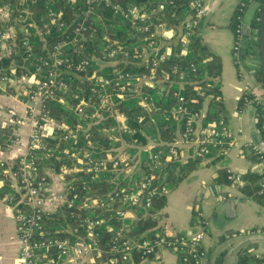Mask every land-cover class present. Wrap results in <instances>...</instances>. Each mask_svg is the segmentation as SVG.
<instances>
[{"label": "trees", "instance_id": "1", "mask_svg": "<svg viewBox=\"0 0 264 264\" xmlns=\"http://www.w3.org/2000/svg\"><path fill=\"white\" fill-rule=\"evenodd\" d=\"M115 1L123 9L142 8L148 15L149 32H136L131 22L123 15L116 14L111 8L102 5L87 21L88 31L76 36L74 21L82 18L81 15L86 9L84 0L1 1L0 6L8 3L11 8L10 21L2 26L13 28L17 39L15 45L9 46L8 52H5L0 44V72L8 76L10 82H15L34 73L39 57L46 55L56 41L70 36L71 40L75 39L76 43L83 45L82 50L76 53L73 52L75 46L69 45L65 48V54L77 61L91 60V66L86 71L67 75L71 92L64 103L54 101L47 104L52 110V117L64 122L68 128L66 133L70 132L74 137L65 139V131L57 130L48 138L46 155L49 154V157L43 159L41 167L43 170L52 169L64 180H77L75 184L73 183V189L82 194L88 190L93 200L107 203L108 197L115 191L136 189L137 183L146 175H150L148 172L150 155H159L163 166L154 177L157 194L153 199L152 209L146 212L139 208L136 218L132 222L127 221L130 225L129 242L134 243L143 239L167 236L159 232L154 213L166 205V196L170 190L176 188L201 165L211 164L209 160L216 156L214 153L212 157L204 159L195 157L181 161L180 149L174 147L177 153L171 156L170 161H165L173 147V140L184 129L183 121L179 120L175 113L178 101L173 96L174 92L178 91L184 96L189 114L202 113L200 125L203 129L216 128L218 121L225 117L220 86L223 65L221 59L206 47L196 30L190 36L187 49L182 48L181 29L185 32L184 22L192 13L190 0ZM23 9L28 12H23ZM50 10L63 17L66 23L63 29L58 30L49 24ZM263 10L264 0H261L260 10L252 23L253 36L251 38L245 36L247 53L242 54L243 59L250 49L255 48L260 54L259 39ZM32 23L36 26H32ZM161 24L174 31L173 44L162 45V35L156 34V29ZM150 33L156 34L152 40L153 47H160L158 53L150 46L152 41ZM25 37L29 38L32 47L30 53H27L22 45ZM114 41L127 56L120 55L112 61L105 57L104 48ZM167 51L169 52L166 59L160 61V56ZM155 62L157 79L143 80V77L150 75L152 64ZM121 71L131 75L135 89V92L124 100L119 99L113 86L104 87L98 80L92 79L95 72L99 78H111L114 73ZM181 74H184V77H181ZM255 77L264 85L261 55ZM6 93H10V90ZM248 98L252 99L253 96L248 95ZM143 100H146L147 107L142 106ZM80 104L86 106L88 117L78 115L77 107ZM245 104L242 99L239 108H243ZM256 108V129L258 139L263 144L258 145L261 153L251 152V159L263 165V172L260 175L251 172L245 174L239 190L249 199L264 205V194L261 193L264 191V110L260 104H257ZM94 114L96 116L92 117ZM81 124L82 128L78 126ZM7 138L0 135V146L7 142ZM152 143L156 145L147 149ZM86 151L91 152L96 160H107V166L98 172L95 181L91 179L92 174H86L79 169L83 167L79 161L86 160ZM121 156L125 157L124 160L115 166L114 161L121 159ZM222 157L224 156L219 155L214 160H220ZM229 174L225 169H220L216 178L221 184H229L232 183ZM162 188L166 191H162ZM8 190L6 187H0V197ZM115 203L118 205L119 202ZM116 205L99 209V217L104 222L97 230L99 233L97 261L105 264H143L151 257L134 251L131 259L122 260L112 249L115 238L112 231L121 227V221L117 219L115 213ZM184 264L193 262L190 260ZM237 264H264V257L242 252Z\"/></svg>", "mask_w": 264, "mask_h": 264}, {"label": "built area", "instance_id": "2", "mask_svg": "<svg viewBox=\"0 0 264 264\" xmlns=\"http://www.w3.org/2000/svg\"><path fill=\"white\" fill-rule=\"evenodd\" d=\"M72 1L75 2V0ZM84 3L86 9L81 15L82 18L74 21L76 36L88 31L87 21L102 5L111 8L116 14L123 15L131 22L136 32H149L148 15L142 8L123 9L115 0H84ZM190 5L192 13L184 22L185 32L181 29V45L184 50L187 49L190 36L194 34L205 14L204 0H190ZM246 9V3L242 1L237 6L234 15L232 52L240 78L245 76L242 54L246 52L247 47L244 35ZM23 10V12H28L26 9ZM10 13L11 8L8 3L0 6V44L7 50L9 46L15 45L17 39L13 28L2 26L10 21ZM48 19L49 24L58 30L66 25L63 17L54 10L49 11ZM31 25L36 26L34 23ZM159 27H166V25L161 24ZM155 36V33H150L149 37L152 40ZM153 44L152 40L150 46L158 53L160 47H153ZM22 45L27 53H30L32 47L29 38L25 37ZM69 45L75 46L74 53L83 48L82 44L76 43L75 39L71 40L70 36L58 40L53 43L46 55L39 57L35 72L20 79L23 82L22 92L26 99L25 117L18 118L15 113H12L10 122L8 120L3 122L4 128L11 127L12 130L8 132L7 143L0 146V187L9 189L3 195V199L14 211L20 241L15 264H105L97 261L99 256L97 230L104 222L99 217V209L116 205L115 202H119L115 213L117 219L121 221V227L112 231L115 236L112 249L121 256L122 260L131 258L134 251H140L146 257H153L159 249L167 248L177 253L178 264L180 262L189 263L190 260L193 264H204L207 252L202 246L204 235L201 232L190 236H159L143 239L141 242H129L130 225L127 221L132 222L136 218L139 208L146 212L152 209L153 199L157 194L154 177L163 166L159 155H150L148 164L150 175H146L138 182L136 189L115 191L108 197L107 203H98L93 200L88 190L82 194L73 189V183L75 184L77 180L67 181L52 169H42L41 162L49 157V154L46 155L47 139L52 137L57 130L65 131V139L74 137L70 132L66 133L68 128L64 122L52 117V110L47 104L54 101L64 103L71 92V84L67 75L86 71L92 63L88 59L77 61L69 58L65 54V48ZM104 51L105 57L112 61L120 55L127 56L126 53L123 54L115 41L108 43ZM167 54L168 52L163 53L160 61H164ZM152 67L150 75L143 77V80L157 79V63H153ZM162 73L168 77L165 72ZM181 77H184V74H181ZM92 79L98 80L104 87L113 86L120 100H124L135 92L132 77L128 72L114 73L111 78H99L95 72ZM9 82L8 76L0 72V89L7 91L15 85V82H10V84ZM173 96L178 101L175 113L179 120L183 121L184 129L173 140V147L165 161H170L171 156L177 153L174 147L178 143L193 144L197 158L212 157L214 153L216 156H226L234 147L236 140L226 120L220 119L216 128L203 129L200 125L202 113L189 114L184 96L178 91L174 92ZM243 100L245 103L259 104L255 98L249 99L248 94H245ZM142 106L147 107L146 100L142 101ZM77 113L81 117H88L84 104L78 105ZM95 116L94 114L92 117ZM15 126H28L29 134L26 141H23L20 129ZM78 126L82 128V124ZM252 151L261 153L258 146H253ZM92 156L91 152L86 151V160L79 161V164L83 165L79 169L86 174H92L91 179L95 181L98 172L107 166V160H96ZM124 158L121 156V159L115 160L114 165L117 166ZM228 173H230L231 181L242 182L239 174L231 171ZM162 191L166 189L162 188ZM261 193L264 194V191Z\"/></svg>", "mask_w": 264, "mask_h": 264}, {"label": "crops", "instance_id": "3", "mask_svg": "<svg viewBox=\"0 0 264 264\" xmlns=\"http://www.w3.org/2000/svg\"><path fill=\"white\" fill-rule=\"evenodd\" d=\"M242 1L247 6L244 35L251 38L252 23L260 10L261 0H204L205 14L196 28L206 47L222 61L220 86L224 119L236 137L235 145L226 156L217 161L214 160L217 156L212 157L209 160L211 164L201 165L176 188L170 190L166 196V205L153 215L157 220L159 232L167 234L168 237L203 233L202 246L207 252L204 264H237L242 252L264 257V205L241 193L239 188L243 182L221 184L216 178L220 169L239 174L241 178L248 172L257 175L263 172V165L251 159L252 147L263 144L258 139L256 129V105L246 103L243 108H239L240 101L248 94L253 96L264 110V85L255 77V71L260 64V54L255 48L249 50L243 59L245 76L240 78L232 52L234 15ZM156 34L162 35V45L174 43L173 30L158 27ZM22 91L23 89L19 92L16 88L11 90L13 94L3 90L0 93V101L5 98V103H0L2 122H10L12 113L18 118L25 117L26 99ZM6 95L15 96L18 100L8 101ZM15 127L20 129L21 137L26 141L28 126ZM4 129L6 131L4 130L2 136L8 137L12 128ZM155 145L152 143L147 149ZM176 147L180 149L181 161L195 158L193 144L178 143ZM19 248L14 211L3 197H0V264H15ZM178 261L175 251L162 248L143 264H178Z\"/></svg>", "mask_w": 264, "mask_h": 264}, {"label": "rangeland", "instance_id": "4", "mask_svg": "<svg viewBox=\"0 0 264 264\" xmlns=\"http://www.w3.org/2000/svg\"><path fill=\"white\" fill-rule=\"evenodd\" d=\"M5 52L9 51V50H4ZM22 87H23V82L21 80H18V81H15V85L12 87V88H9L10 90V93L8 94H11V90H15L16 88L19 90V92L22 90ZM6 98L8 99V101H12V100H18L17 97L15 96H10V95H6ZM3 100L0 101L1 104H4L5 103V98H1ZM6 107V106H5ZM9 108V107H7ZM10 111V110H9ZM3 122H2V116H0V135H3L4 133V130L6 131V129H4L3 127Z\"/></svg>", "mask_w": 264, "mask_h": 264}, {"label": "water", "instance_id": "5", "mask_svg": "<svg viewBox=\"0 0 264 264\" xmlns=\"http://www.w3.org/2000/svg\"><path fill=\"white\" fill-rule=\"evenodd\" d=\"M259 40H260L261 62H262L263 71H264V10L261 16L260 39Z\"/></svg>", "mask_w": 264, "mask_h": 264}]
</instances>
